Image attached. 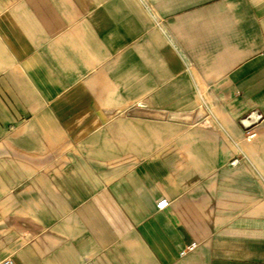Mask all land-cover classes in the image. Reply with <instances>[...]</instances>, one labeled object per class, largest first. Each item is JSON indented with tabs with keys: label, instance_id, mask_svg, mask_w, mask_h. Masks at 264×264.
Segmentation results:
<instances>
[{
	"label": "crops",
	"instance_id": "obj_1",
	"mask_svg": "<svg viewBox=\"0 0 264 264\" xmlns=\"http://www.w3.org/2000/svg\"><path fill=\"white\" fill-rule=\"evenodd\" d=\"M263 50L264 0H0V264H264Z\"/></svg>",
	"mask_w": 264,
	"mask_h": 264
},
{
	"label": "built area",
	"instance_id": "obj_2",
	"mask_svg": "<svg viewBox=\"0 0 264 264\" xmlns=\"http://www.w3.org/2000/svg\"><path fill=\"white\" fill-rule=\"evenodd\" d=\"M263 54H264V50H263ZM235 161V160H234ZM169 204V200L165 197L160 198L157 202H156V208L158 209H164L168 206ZM196 246V242H190L189 244H186L182 250H180V254H184L186 251L193 249ZM12 261L9 258L4 259L1 264H10Z\"/></svg>",
	"mask_w": 264,
	"mask_h": 264
},
{
	"label": "water",
	"instance_id": "obj_3",
	"mask_svg": "<svg viewBox=\"0 0 264 264\" xmlns=\"http://www.w3.org/2000/svg\"><path fill=\"white\" fill-rule=\"evenodd\" d=\"M244 126L247 127L248 125H245V124H244Z\"/></svg>",
	"mask_w": 264,
	"mask_h": 264
}]
</instances>
